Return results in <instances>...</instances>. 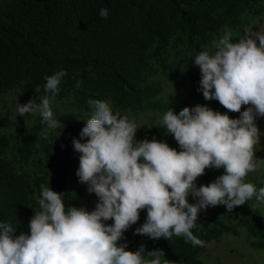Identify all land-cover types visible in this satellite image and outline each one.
<instances>
[{"label":"trees","instance_id":"trees-1","mask_svg":"<svg viewBox=\"0 0 264 264\" xmlns=\"http://www.w3.org/2000/svg\"><path fill=\"white\" fill-rule=\"evenodd\" d=\"M102 8L108 9L106 19L99 15ZM263 14L264 0H0V106L5 107L7 94L39 103L45 95V77L64 70L53 112L59 105L77 113L54 114L59 127L46 135L40 114L27 115L29 125L21 131L0 130V222L16 228L14 235L30 234L41 185L51 188L44 168L51 143L65 125L91 118L90 99L106 101L114 114L134 121L137 141L156 139L180 151L173 135L150 119L156 114L161 118L170 108L178 114L195 101L208 107L198 90L201 72L193 63L195 54L214 53L215 43L228 30L238 42ZM160 79L169 82L170 94L162 96ZM209 101L212 110L230 118L241 115L215 99ZM246 108L242 106L241 112ZM146 113L149 119L143 124L139 115ZM255 124L260 127V116ZM77 166L75 161L60 193L66 208L93 211L98 197L79 182ZM221 170L211 168L199 181L215 180ZM81 185L88 196L82 200ZM247 207L248 203L236 206L231 212L225 205L201 209L192 232L205 246L242 227L246 238L253 239L250 246L264 250V225L256 211L244 213ZM240 212L244 215L239 217ZM146 218L145 209L118 244H126L128 251L143 247L146 258L148 252L160 249L162 264L165 260L203 264L199 255L204 246H193L183 237L168 240L135 234Z\"/></svg>","mask_w":264,"mask_h":264},{"label":"clouds","instance_id":"clouds-1","mask_svg":"<svg viewBox=\"0 0 264 264\" xmlns=\"http://www.w3.org/2000/svg\"><path fill=\"white\" fill-rule=\"evenodd\" d=\"M99 15L106 19L108 9L102 8ZM214 47V53L201 51L193 59L201 72L200 97L208 107L195 101L178 114L170 108L159 120L180 151L156 139L137 141L134 121L114 114L106 101H88L92 115L80 133L87 140L73 139L74 150L80 154L70 171L79 162L76 175L98 197L95 209L66 208L60 193L64 188L56 192L51 184V188L41 185L30 234L14 235L16 228L0 222V264H162L160 249L148 252L150 258H146L143 247L128 251L126 244H118L142 210L146 209L147 218L135 234L152 239L183 237L186 243L203 247L204 242L192 232L201 209L225 205L231 212L248 203L244 213L251 214L256 211L254 204H264V184L259 181L256 186L251 182L258 179L248 176L257 169L255 148L264 117V30L248 27L238 42H233L228 30ZM65 75L60 70L45 77V95L39 103L15 105L21 116L39 112L46 124L45 135L59 127L52 103ZM213 99L229 112H240V117L212 110L209 100ZM242 106L247 108L241 112ZM208 168H223L224 174L197 187V178ZM190 195L196 203H189ZM109 219L114 223L107 225ZM246 240L250 249L258 250L250 246L253 239Z\"/></svg>","mask_w":264,"mask_h":264},{"label":"rangeland","instance_id":"rangeland-1","mask_svg":"<svg viewBox=\"0 0 264 264\" xmlns=\"http://www.w3.org/2000/svg\"><path fill=\"white\" fill-rule=\"evenodd\" d=\"M253 31L258 30H264V14L261 16V18L256 21L252 26ZM258 43V41H257ZM160 86L162 88V96L164 94H170V84L167 80L160 79ZM5 100V107L0 106V130H3L2 133H15L16 131H21L25 127L29 125L27 120V115L21 116L17 114L15 105L16 103H19L21 105L29 102L28 100L22 98L19 95H4ZM55 107V104L52 103V109ZM76 113V110L74 108L69 107L67 109L66 106H64L63 109L57 106L55 109V113L57 115H67L68 113ZM31 114H39V112H34ZM139 119L143 124L147 123V119H149V114H140ZM150 120L153 121V125L159 124V116L156 114L154 115ZM262 120V126L259 130L260 132V144L256 145L255 152V163L257 164V169L254 172H251L248 174L249 177L257 178L258 181L251 182L254 185L257 186V184H264V154L263 156L259 157L260 152L264 153V117H261ZM78 122V121H73ZM82 122V121H80ZM86 123V121H83ZM79 167V162L78 166ZM211 168H208L205 170V173L209 171ZM204 173V174H205ZM224 174V170H221L217 172L213 177H218L220 175ZM203 176V175H202ZM77 177V175H76ZM201 177V176H200ZM196 180L197 187L201 185H208L212 183L211 178L208 180L207 183H203L199 181V178ZM78 178V177H77ZM79 179V178H78ZM250 181H252V178H249ZM260 181V182H259ZM214 182V181H213ZM84 184V183H82ZM83 186V185H81ZM82 190L84 191V194L78 195L79 199L82 200L86 197L85 192L86 188L84 186L82 187ZM189 203H196L197 199L192 197L191 195L188 197ZM253 210H256V212L260 215L262 222L264 224V204H260L259 202L254 204L252 206ZM243 228H238L236 230V233L234 235L225 234L218 243H208L205 245V249L203 250L204 253L199 255V259L201 260L202 255V262L203 264H264V250H252L249 248L248 243L246 242V238L243 232Z\"/></svg>","mask_w":264,"mask_h":264},{"label":"water","instance_id":"water-1","mask_svg":"<svg viewBox=\"0 0 264 264\" xmlns=\"http://www.w3.org/2000/svg\"><path fill=\"white\" fill-rule=\"evenodd\" d=\"M85 126L84 122H71L63 127L51 143V154L45 164V169L50 174V184L56 192L64 188L70 165L76 155L80 154L74 150L72 142L73 139H81L80 133ZM86 140L87 138H83L81 142Z\"/></svg>","mask_w":264,"mask_h":264}]
</instances>
